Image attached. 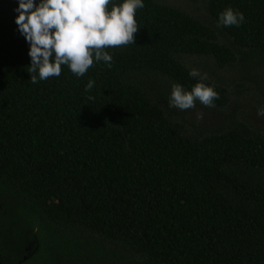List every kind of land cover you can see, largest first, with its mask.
<instances>
[{"label": "trees", "instance_id": "obj_1", "mask_svg": "<svg viewBox=\"0 0 264 264\" xmlns=\"http://www.w3.org/2000/svg\"><path fill=\"white\" fill-rule=\"evenodd\" d=\"M203 1L209 21L143 0L110 68L33 84L18 0H0V264H264V129L240 110L190 131L162 90L197 82L184 55L264 60V0ZM227 7L240 26H218ZM217 80L218 108L251 90Z\"/></svg>", "mask_w": 264, "mask_h": 264}, {"label": "clouds", "instance_id": "obj_2", "mask_svg": "<svg viewBox=\"0 0 264 264\" xmlns=\"http://www.w3.org/2000/svg\"><path fill=\"white\" fill-rule=\"evenodd\" d=\"M143 7V0H18L15 23L30 45L27 71L31 82L59 77L62 66L77 77H83L99 62L110 68L113 57L107 49L135 44V34L140 30L135 14ZM244 21L242 12L227 7L219 14L218 26L238 27ZM189 76L197 79L191 90L171 84L169 107L189 110L197 101L214 107L219 94L214 85L205 83L207 74L191 68ZM94 85L89 79L85 92ZM257 115L264 116V106L258 107ZM196 118L203 119V113L197 112Z\"/></svg>", "mask_w": 264, "mask_h": 264}, {"label": "rangeland", "instance_id": "obj_3", "mask_svg": "<svg viewBox=\"0 0 264 264\" xmlns=\"http://www.w3.org/2000/svg\"><path fill=\"white\" fill-rule=\"evenodd\" d=\"M165 3H168L173 6H177L180 9L186 11L190 15H193L200 20L209 21V16L205 10L203 0H160ZM257 61L252 63H239L234 62L230 66L219 68L215 62L210 58L197 56V55H184L181 57V61L188 68H197L202 74H207V77L214 83H220L219 79L223 86L232 91L234 96L236 95V90H240L236 86L238 82H241L243 85H249V93L244 94L241 97H237L233 102L228 104L227 108H218V107H205L200 104L198 101L196 107L189 110H180L178 108H170L181 113L179 118L181 124L188 128L190 131L194 132L196 130H205L212 127H217L222 124L223 119H229L230 116L235 115L238 111H246L247 120L249 123L260 130L264 129V116L257 115L258 107L264 106V95L261 96L259 91L256 90V87L264 93V60L257 58ZM246 74V77H253L256 79V84L251 81L248 77L244 79L241 78L242 75ZM172 82L167 85L165 92L170 96ZM256 86V87H255ZM155 87L158 90H161V86L157 83ZM259 100V101H257ZM197 112L203 113V119L197 120ZM182 119V120H181Z\"/></svg>", "mask_w": 264, "mask_h": 264}]
</instances>
